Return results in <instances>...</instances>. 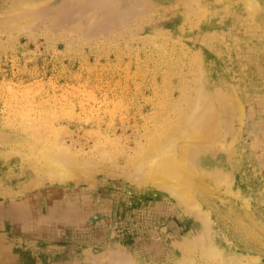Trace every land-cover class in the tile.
<instances>
[{
	"label": "rangeland",
	"instance_id": "1",
	"mask_svg": "<svg viewBox=\"0 0 264 264\" xmlns=\"http://www.w3.org/2000/svg\"><path fill=\"white\" fill-rule=\"evenodd\" d=\"M174 107L181 131L217 116L188 158L230 187L138 184ZM54 158L73 178L46 176ZM232 258L264 264V0H0V264Z\"/></svg>",
	"mask_w": 264,
	"mask_h": 264
},
{
	"label": "bare ground",
	"instance_id": "2",
	"mask_svg": "<svg viewBox=\"0 0 264 264\" xmlns=\"http://www.w3.org/2000/svg\"><path fill=\"white\" fill-rule=\"evenodd\" d=\"M170 78H171V76H170ZM221 98L222 97L219 96V100H221ZM25 102H27V101H25ZM237 106H238L237 108L240 110V112H238L240 115L239 119H241V118H243L241 116L243 107H242L241 103H238ZM174 109H175L174 119L169 120L166 117H161L162 119L160 118L161 119L160 125H162V128H160L161 129L160 132H157L158 136L156 138L154 137L155 139L154 138H148L147 147L146 148L142 147V149H144L142 154L138 157L137 160L135 159L136 160L135 162H133V164H135V168H137L138 172L140 173V177L138 179V184L164 190L169 195H171L177 199H182V200H186L189 198V190H191V189L193 190L194 187L203 188L204 190L209 191L210 193L211 192L214 193L216 190H218L217 187H219V186L221 187V185H224L226 187L225 189H227L228 186L230 185V183L228 182L227 176L224 174L222 168L214 169L215 166L211 163L204 162L201 164H197V162H196L197 159L190 160L188 158V154L190 153L189 150L192 149L191 146L193 147L194 151L201 150L199 148L207 149L212 144L216 145L214 143V141L217 143L218 142L217 140H219L221 138L220 131H219L220 128L218 126L219 120H218L217 116H211V117H206V115L202 116L203 118L200 117L197 121L192 122L191 125L185 127V129L181 131V127L179 126L178 123L182 124V122H184V120H186V118H187L185 115L186 112L181 111L178 107H174ZM215 115H216V112H215ZM46 128H49V127L46 126ZM38 129H39V127H38ZM45 133H47V132H45ZM45 133L43 134V132H42V135H40V136L42 137L43 135H45ZM54 143L56 144V142H54ZM220 144H222V143H220ZM226 149H227V147H226ZM226 149H224V150H226ZM14 150H17V149H14ZM17 153H20V152H17ZM46 153H48V152H46ZM64 153L65 152H62L63 155H64ZM104 155H105V153H104ZM191 155H192V153H191ZM39 156H41V155H39ZM51 156H52V154H51ZM66 157H68V156H66ZM66 157H63V158L66 159ZM72 158H73V156H72ZM103 158H105V156ZM201 160H202V158H201ZM59 161L57 158H54L51 160L48 159L45 162L46 176L52 181H67V180L73 178V174L69 170H67L64 166L59 164ZM129 161H130V159H129ZM32 163H33V161H32ZM65 163L66 162H64V164ZM233 192L235 193V191H233ZM195 206H197L196 207L197 209L201 208L196 202H195ZM244 207H245V205H244ZM257 227H259V226H257ZM226 232H228V231H226ZM204 247L206 248V246H204ZM207 249H208L207 253H208L209 257H211L212 255L218 254L214 247L208 246ZM215 257H218V256H215ZM237 262H238V260L233 259V258L231 259V264H236ZM252 263H253V260L251 258H249L247 264H252Z\"/></svg>",
	"mask_w": 264,
	"mask_h": 264
}]
</instances>
